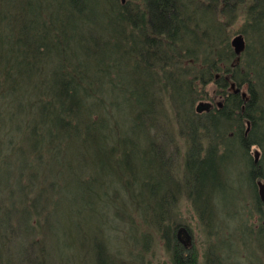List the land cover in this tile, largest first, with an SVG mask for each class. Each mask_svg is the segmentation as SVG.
I'll list each match as a JSON object with an SVG mask.
<instances>
[{
  "label": "trees",
  "instance_id": "16d2710c",
  "mask_svg": "<svg viewBox=\"0 0 264 264\" xmlns=\"http://www.w3.org/2000/svg\"><path fill=\"white\" fill-rule=\"evenodd\" d=\"M23 1L25 5L19 8L18 5H23L21 2L0 0V34L15 28L35 31L32 45L36 52L43 53L50 45L43 41L53 33L45 27L46 20L49 14H55L63 19L59 28L52 29L65 36L59 42L64 46L68 43L66 39L72 37L67 36L71 27L75 30L73 35L86 32L77 40L83 45L85 56L73 66L68 51L62 49L54 81L44 78L40 83L42 89L58 93L59 98L41 89L31 98L32 103L28 101L30 106L42 103L43 109L59 103L60 109L54 118L46 113L41 120L56 126L43 129L38 121L30 123L28 116L25 125H29L26 130L32 140L28 148L20 142L25 135L20 132V126L13 133L16 136H12V131L6 134L7 151H0V159L10 184L0 178V264H56L41 229L43 216H48L43 205L50 199L47 194L56 181L44 178L39 183V166L52 160L58 162L60 174L74 171L67 154L76 145L86 150L78 156V164L85 167L91 141L96 147V137L104 135L103 139L107 140L111 137L105 133L106 128L118 133L115 147L110 149L113 148L111 155L119 162L116 169L128 175L124 181L119 178L117 182L125 188L127 200L139 207L136 210L145 222L151 221L161 231L160 237L172 264H199L196 248L190 241L180 239L177 228L170 231L165 217L181 192L196 207L195 200L200 194L194 192L193 185L198 182L205 187L206 194L202 198L204 207L196 208L204 225L211 226L208 221L210 218L214 221L213 215H217L213 199L223 198L231 189L226 165L231 163L233 151L240 147L238 152L242 154L254 144L264 142V130L261 131V125L264 126V0ZM240 12L244 20L233 33L241 35L244 44L236 52L230 34ZM24 15H28L26 21L22 19ZM100 42L107 54L103 48L99 49ZM4 43V37L0 36V44ZM7 60L5 54L0 57V102L8 97L4 84L6 72L1 64ZM209 83H215V93L214 97L205 99L208 92L205 87ZM100 84L105 90H101ZM242 86H246V92ZM80 92L84 94L79 95ZM245 122L252 126L249 134L244 130ZM124 123L128 128H119ZM174 126L178 127L181 138L187 136L182 140L186 146L180 155L181 167L174 162V152L170 154L166 150V136ZM95 128L101 131H93ZM152 128L151 136L149 129ZM228 132L233 137L232 143ZM257 133L263 136L260 142ZM234 146L237 148L232 149ZM92 152L97 156L93 149ZM135 160L147 167L141 174L127 166ZM194 169L200 171L198 178ZM241 170L250 179V193L253 186L264 185L262 166L254 164ZM162 173L168 178L156 179L155 174ZM75 175L85 190L99 180L84 169L77 170ZM157 180L158 189L155 188ZM171 183L180 184V189L170 196L164 192L161 195L164 201H155V195ZM147 186L153 188V193L141 205L133 191H142ZM89 194L88 191L82 209L88 207ZM259 198L255 197L256 205L261 202ZM82 209L76 212L78 218ZM258 214L263 218L262 211ZM186 227L181 229L189 231ZM16 234L19 248L12 247ZM220 262L216 256L208 264ZM133 264H144L141 256L135 257Z\"/></svg>",
  "mask_w": 264,
  "mask_h": 264
},
{
  "label": "rangeland",
  "instance_id": "374dc122",
  "mask_svg": "<svg viewBox=\"0 0 264 264\" xmlns=\"http://www.w3.org/2000/svg\"><path fill=\"white\" fill-rule=\"evenodd\" d=\"M16 1L23 4L18 5L19 8L25 5L23 0ZM26 16L28 15L23 16V21L28 19ZM62 19L55 14H49V17H47L45 27L51 28L49 30L53 33H50L49 37L46 36L48 38L43 41V43L50 44L47 45L46 51L44 50L43 53L36 52L34 45H32V40L35 39V37L32 39V34L35 31L29 32L27 30L29 32L27 34L26 30L15 28V30H5L0 34L5 39L4 45L0 44V57L5 54L8 58L6 62H1L6 72L4 84L7 87L8 97L5 102H0V151H7L6 134L12 131V136H16L17 134L13 135V133L17 126L21 127L20 132L22 134L25 133L20 138V142L23 147L28 148L32 143V140L29 139V131L26 130V126L29 125L28 123L25 125L28 116L30 117V123L38 121V126L43 129L56 126L53 122H43L41 120L46 113L49 118H54L56 113L59 112V103L50 104L43 109L41 107L42 103L37 102L30 106L29 102L32 103L31 98L42 89L40 83L41 81L44 82V78H51L54 81L56 77L55 69L59 60V53L63 52L62 49L68 51L70 63L73 66L77 65L79 58L85 56L83 45L79 44L77 40L81 35H86V32L82 31L73 35L75 30L71 27L67 36L72 37L66 39L68 43L65 46L63 43H59L65 36H60V32L58 30L53 31L52 28L56 26L59 28ZM243 20V15L240 12V15L231 26L230 40L232 42L239 36L233 32L240 28ZM23 21L20 23H23ZM66 21L71 23L70 19ZM242 47L241 44L234 46L239 52ZM17 48H19V51H17ZM100 48H103V53L107 54L103 42H100ZM96 79H98V76ZM100 85L101 90H105V87L102 84ZM205 89L208 91L205 99L214 97L215 83L207 84ZM42 90L54 94L56 98L60 96L58 93H53L45 88ZM242 90L246 92V86H242ZM78 94L82 95L84 93L80 92ZM104 96L108 98V94H104ZM75 107L76 105H74ZM169 113L171 114V111ZM243 127L247 134L252 131V126L247 122ZM119 128L127 129L128 124L124 123ZM177 128L174 126L175 131L173 129L169 130L171 132L166 136L168 140L166 150H169L170 154L174 152V162L181 167L180 155L184 153L186 146L182 142L185 140L183 137L187 138V136L184 135L181 138ZM94 130L101 131L99 128ZM262 130H264V126L261 125ZM104 131L111 137L108 140L103 139V134V136L96 137V147L91 141L92 147L89 149L90 155L85 160V167L78 164V156L80 152L86 150L76 145L67 154V157L71 159L74 171L60 174L58 162L52 160H48L47 165L39 166L40 176L37 179L39 183L44 178H51L54 182L56 181L54 188L47 194L50 199L43 205L48 216H43V228H41L43 237L48 243L50 254L56 259V264H133L137 256H141L144 264H172L167 246L163 238L160 237L161 231L151 221L147 223L143 220L137 211L139 207L134 202L127 200L128 196L124 190L125 188L117 184L119 178L124 181L128 177L126 173L122 175L116 169L119 167V162L111 155L118 133L114 129L111 131L109 128ZM153 132L154 128L149 129L151 136ZM228 136L229 142L232 143L233 140L231 139L233 137L229 132ZM256 136L258 137L257 141L263 140L261 134L257 133ZM40 144L44 146L42 142ZM111 146H113L112 149H110ZM231 148L236 149L237 147ZM92 149L97 156H94ZM238 149L241 150L240 147ZM219 151H223V148H220ZM238 151H233L230 159L231 163L228 162L226 165L227 173L231 178L228 180L231 189L227 190L223 198L219 196L213 199V209H216L217 212V215H213L215 216L214 221H211L210 217L209 221L206 218L211 226L206 227L204 225V221L200 219L196 208L201 209L204 207L202 198L206 194L205 187H201L198 182L193 185L194 192L200 194V197L195 200L196 207L187 197V194L181 192L177 195L174 203L171 204L168 213H166L165 222L170 227V231L177 228L176 232L182 241H186L187 237L190 236L189 241L199 254V264H208L209 259L216 256L219 262L221 260V264H264V200L262 199L264 185L253 186V193H250L248 191L251 187L249 184L250 179L247 178V173L241 170L243 167L247 168L254 164L259 167L262 166V183H264V142L261 145L254 144L249 147L248 151L240 152L242 154H239ZM244 158L246 159L245 163L243 162ZM12 161H15V159L13 158ZM4 166L0 159V178L10 184V181H7L8 174H4ZM127 166L139 174L146 167H143L136 160L128 162ZM194 166L196 167V164ZM44 168L45 170H43ZM56 169L58 173L55 172ZM81 169L88 171L93 177L96 176L99 179L87 188L90 192L88 207L84 206L83 209L81 207L85 204L88 191L79 182L81 181L80 178L75 175L77 170ZM28 171H31V169H28ZM147 171L149 172L150 169H147ZM194 171V175L198 178L200 171L198 169H194ZM155 175L156 179L158 177L168 178L165 173ZM64 183L67 185L64 186ZM180 183L182 182L180 181ZM153 185L155 186V184ZM158 186L159 181L157 180L155 188L158 189ZM45 187L48 188L47 183ZM178 189H180V184L175 186L171 183L165 190H156L155 192L159 191V193L155 195V201L159 203L164 201V198L161 197L164 192H169L170 196ZM151 192L153 193V188L147 186L142 191L140 189L134 190L133 194L142 205L148 202ZM254 195L256 198L260 196L258 200H261V202L259 201L260 203L257 205ZM158 208L159 211H162L160 207ZM79 209L83 211L81 218H78L76 213ZM259 211L263 212V218H260ZM229 214L230 216H228ZM249 215L250 218H248ZM32 222L34 223V221ZM183 226H187L186 228L189 229L186 234L183 232L184 229H181ZM144 233H148L147 236L144 237ZM19 244L18 234H16L12 240V247L19 248ZM22 244L26 247V243L22 241ZM12 257V260H14L15 257ZM136 262L140 263L139 261ZM13 263L17 264V262Z\"/></svg>",
  "mask_w": 264,
  "mask_h": 264
},
{
  "label": "water",
  "instance_id": "95a60500",
  "mask_svg": "<svg viewBox=\"0 0 264 264\" xmlns=\"http://www.w3.org/2000/svg\"><path fill=\"white\" fill-rule=\"evenodd\" d=\"M233 43L235 44L236 43V45H243V43H244V41H243V38H242V36L241 35H239L237 38H235V40L233 41ZM236 52H239V51H237L236 50ZM263 198V200H264V193H263V196H262ZM185 234L187 233V231H183ZM188 236V235H187ZM187 241H189V236L187 237V239H186V241L185 242H187Z\"/></svg>",
  "mask_w": 264,
  "mask_h": 264
},
{
  "label": "bare ground",
  "instance_id": "6f19581e",
  "mask_svg": "<svg viewBox=\"0 0 264 264\" xmlns=\"http://www.w3.org/2000/svg\"><path fill=\"white\" fill-rule=\"evenodd\" d=\"M233 46H236V43H235V45H234V43H233ZM235 50H236V48H235Z\"/></svg>",
  "mask_w": 264,
  "mask_h": 264
}]
</instances>
